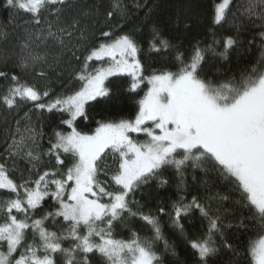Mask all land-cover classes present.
I'll use <instances>...</instances> for the list:
<instances>
[{
	"label": "snow or ice",
	"instance_id": "obj_1",
	"mask_svg": "<svg viewBox=\"0 0 264 264\" xmlns=\"http://www.w3.org/2000/svg\"><path fill=\"white\" fill-rule=\"evenodd\" d=\"M233 3L214 4L212 23L231 27L206 47L174 43L154 23L148 52L168 63L146 75L139 29L116 33V14H126L120 0L107 11L103 0H0L8 13L0 23V264H164L157 242L172 255L175 245L158 217L185 235L181 221L195 212L208 223L204 235L186 237L195 264H211L221 248L230 264H264V0H243L235 11ZM248 31L249 49L260 46L251 69L239 79L209 73L206 53L239 55ZM121 76L130 79H109ZM141 85L134 118L102 117L81 129L89 109L106 110L122 91L139 95ZM45 113L60 117L51 131ZM169 166L178 192L188 167L216 173L227 191L144 212L153 182L156 190L169 184ZM137 220L151 236L139 235ZM232 228L258 239L245 249L228 238Z\"/></svg>",
	"mask_w": 264,
	"mask_h": 264
},
{
	"label": "trees",
	"instance_id": "obj_2",
	"mask_svg": "<svg viewBox=\"0 0 264 264\" xmlns=\"http://www.w3.org/2000/svg\"><path fill=\"white\" fill-rule=\"evenodd\" d=\"M217 0H148L147 7H145V0H120L126 8V14L121 17L119 13L116 14L114 23H119L120 27L116 29V33L123 32H137V39L141 46V53L139 58L141 59L147 75L152 68L160 69L165 66L168 61L164 59V54L149 53L147 41L149 39V33L152 25L155 23L159 25L163 31V34L173 39V42L182 40L185 47L190 43H194L196 40L202 41L201 47H206L211 44L213 39L220 40L224 36L229 34L231 27L230 23L223 25H214L212 23V12L214 4ZM243 2V0H234L233 11ZM114 0H103L104 11L110 10ZM140 5V7H137ZM149 8L152 12L149 17H146ZM8 13L0 9V23L4 22ZM179 17V19H178ZM232 17L229 16V21ZM191 24L189 32L184 31V23ZM234 31V29H233ZM215 33V37H213ZM253 33L248 31L244 34V44L237 51L231 53L229 60H222L219 57H213L211 52L206 53L207 65L206 69L209 73H216L217 69L221 74L227 72L229 76L235 75L237 79L240 78L241 73H245V70H250L252 64L260 57V46L257 40L251 48L247 44V41L252 38ZM235 47V46H234ZM221 49L217 47V51ZM175 71V69H172ZM115 83H127L130 79L127 76L110 77ZM107 83V82H106ZM58 87V86H57ZM139 95L132 94L130 97L126 92H121L118 96L110 102L106 110H102L100 106H96L94 109H89V115L92 118L89 121H82L80 127L83 131H90L95 128L96 121L102 117L105 119L119 120L121 118H134L136 105L133 103L134 99H139L146 91L145 85H141V89L137 90ZM26 110V109H25ZM23 116V112L20 113ZM60 117L58 114L45 113V120L47 121L46 131H51V127L55 126ZM134 139L143 141L146 139L144 134H132ZM45 146L46 141H45ZM179 158V157H178ZM174 167H167L164 171V176L169 179V184L159 190L155 189V181L153 182V198L147 202V206L144 208V212L151 210L153 215H157V204L162 203L166 209L171 210L172 202L178 200L181 195L186 197L187 201H190L192 197L199 196L202 200H205L209 195L215 194L217 191L226 192L225 182L214 172L209 173L207 176L200 169H192L188 167L184 172V180L186 186L183 190L177 191V177L175 175ZM193 176L196 179H193ZM208 181V185L205 186L204 181ZM137 194V199H139ZM215 207V205H213ZM224 207H231V204L226 202ZM162 233L165 239L170 245H175V255H172L171 251L164 252V241H158L156 250L163 255L164 264H195L196 257L193 255V250L190 248L187 242V238L200 237L206 233L208 223L207 220L201 218L199 212H195L192 215L186 216L182 219L181 223L184 226L185 235H182L176 228L173 227L169 216H159ZM135 227L141 229L139 235L141 237L151 236V231L142 221H135ZM227 235L234 243L243 246L245 249L255 240L258 236L253 232H245L244 230H237L235 228L228 229ZM127 238V232L123 237ZM66 246V245H65ZM211 264H230L233 259L232 253L226 249L221 248L218 254L211 257ZM250 260V257H249Z\"/></svg>",
	"mask_w": 264,
	"mask_h": 264
},
{
	"label": "rangeland",
	"instance_id": "obj_3",
	"mask_svg": "<svg viewBox=\"0 0 264 264\" xmlns=\"http://www.w3.org/2000/svg\"><path fill=\"white\" fill-rule=\"evenodd\" d=\"M135 134V133H134ZM142 134V133H141Z\"/></svg>",
	"mask_w": 264,
	"mask_h": 264
}]
</instances>
